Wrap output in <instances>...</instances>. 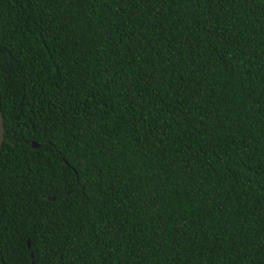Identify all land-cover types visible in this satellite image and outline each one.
<instances>
[{
    "label": "trees",
    "instance_id": "trees-1",
    "mask_svg": "<svg viewBox=\"0 0 264 264\" xmlns=\"http://www.w3.org/2000/svg\"><path fill=\"white\" fill-rule=\"evenodd\" d=\"M0 113V264H264V0H0Z\"/></svg>",
    "mask_w": 264,
    "mask_h": 264
},
{
    "label": "water",
    "instance_id": "water-1",
    "mask_svg": "<svg viewBox=\"0 0 264 264\" xmlns=\"http://www.w3.org/2000/svg\"><path fill=\"white\" fill-rule=\"evenodd\" d=\"M3 142V119H2V115L0 113V147L1 144ZM32 146H34L33 143H31ZM48 199H53L52 196H47ZM26 245L28 246V240H26Z\"/></svg>",
    "mask_w": 264,
    "mask_h": 264
}]
</instances>
